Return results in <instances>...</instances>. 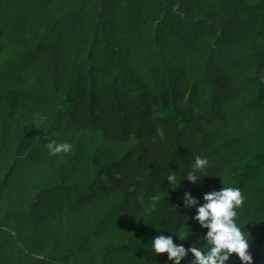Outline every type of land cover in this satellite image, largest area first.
I'll return each instance as SVG.
<instances>
[{
	"label": "trees",
	"instance_id": "trees-1",
	"mask_svg": "<svg viewBox=\"0 0 264 264\" xmlns=\"http://www.w3.org/2000/svg\"><path fill=\"white\" fill-rule=\"evenodd\" d=\"M222 185L264 264V0H0V264H171Z\"/></svg>",
	"mask_w": 264,
	"mask_h": 264
},
{
	"label": "clouds",
	"instance_id": "clouds-1",
	"mask_svg": "<svg viewBox=\"0 0 264 264\" xmlns=\"http://www.w3.org/2000/svg\"><path fill=\"white\" fill-rule=\"evenodd\" d=\"M45 147L48 154L54 157L69 154L73 150V145L66 141L50 140ZM209 168L210 161L197 155L191 169L187 170V175H183L181 179H187L195 184L203 177L213 176L208 174ZM166 179L170 187H177L174 176L169 175ZM182 201L183 208H196L195 217L182 218L185 223L189 219H194L206 232L186 249L183 243H174L172 234L165 236L162 234L164 230L159 231L151 239L150 246L146 248L154 258L167 254V261L171 264H182V261L190 254L193 257L192 264H227L235 254L241 264H253V257L248 251V233L244 230L245 227L238 223V210L245 203V196L239 188L222 185L218 191L205 193L202 204L191 193L185 192ZM189 235L190 229L187 227L183 236L178 237L180 241H183ZM146 264H148L147 258ZM152 264H155L154 260Z\"/></svg>",
	"mask_w": 264,
	"mask_h": 264
}]
</instances>
